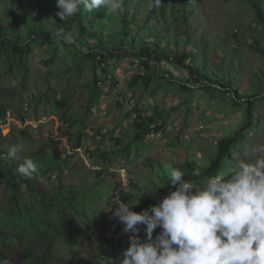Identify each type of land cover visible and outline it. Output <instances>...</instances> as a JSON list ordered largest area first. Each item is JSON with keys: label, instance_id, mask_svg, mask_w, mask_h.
I'll return each mask as SVG.
<instances>
[{"label": "rangeland", "instance_id": "1", "mask_svg": "<svg viewBox=\"0 0 264 264\" xmlns=\"http://www.w3.org/2000/svg\"><path fill=\"white\" fill-rule=\"evenodd\" d=\"M128 1L130 12L134 11L138 16L132 21L135 27L130 25L127 37L134 38L136 44L142 43V40L149 38L147 28L153 27L161 34L162 42L169 39V33L162 30L161 25L165 22L158 16V7H153V12L148 6V0ZM194 1L196 7L199 5L201 9V17L205 24H195L192 35L199 38L204 34L205 41L211 44L210 48L209 45L207 47V55L219 56L213 61L208 57L206 70L210 69L211 64L219 66L212 72L213 75L219 80H225L227 76L231 77V80L233 78L232 82L240 94L254 92L256 82L264 88V33L254 23V12L246 0ZM169 2L161 0L160 6L164 5L168 10ZM8 8L9 5H6V9ZM165 13L170 14L169 11ZM49 16L51 17L50 14H46L42 18ZM110 16L106 14L103 16L104 19L107 18L108 27L97 30L95 35L89 34L93 43H100L99 39L105 43L108 40L106 36L117 30L118 27L108 24ZM178 16L179 14H176L175 19ZM204 26L205 32L202 31ZM93 30L89 26L87 32ZM168 45L172 47V44ZM123 48L130 54L134 53L128 42L125 44L124 41ZM177 50L192 51L196 58L202 56L189 43L180 45ZM33 51L23 92H20L21 86L18 85L15 74H2L8 65L0 64V102L10 106L11 115L10 120L4 125L0 124V133L3 135L12 133L15 139L12 147L22 149L18 152L23 160L29 159L26 153L44 145L45 152H51L52 147L46 145L48 138L59 142L62 148L59 167L64 168L61 182L66 186L79 188L77 192L79 196L94 192L101 186L108 188L101 197L94 198V203L110 223V229L106 234L120 243L117 250L122 255L119 261L121 264L124 252L130 246V237L138 235L144 239L146 233L143 225H137L140 231L136 234L123 232V227L116 229L121 224L118 219L112 218V212L118 207L114 203L116 199L119 197L122 202L138 204L142 199L140 195L151 192L147 191L151 190L149 182L160 178L156 169L159 162L171 160L174 164L186 166L198 164L200 158L208 160L214 156L217 140L225 134H230L229 131L238 125L244 116L245 105L243 103L234 105L229 92L205 91L198 82L187 78L189 74L186 67L176 66L172 61L163 65L162 69L169 66L170 73H173L175 78L189 81L188 86L192 91H183L178 82L168 81L167 75L163 72L159 74L161 77L153 75L150 85L146 88L142 83L134 84L133 76L138 72L146 73L147 70L122 54L106 64L105 70L109 79L103 78L102 64L96 67L97 86L102 92L89 103L90 110L87 111V99L93 87L91 64L76 67L71 63L72 69L66 70V65H69L71 60V55L67 53L65 57L58 56L59 61L47 67L43 66L41 61L45 60L48 54L38 48H34ZM220 51L223 52L221 55ZM23 71L22 68L19 74ZM115 80L117 84L112 83ZM48 86L53 92L47 90ZM60 98H69V104L64 111L60 109L59 113H53L52 103ZM136 102L142 114L152 113V110L157 108L161 112L157 121L162 126L158 131L146 133L138 144L132 143L127 153L123 148L134 136L135 114L132 108ZM251 109L253 125L247 130L246 139L236 143L232 148L224 171L236 165L246 147L257 142L264 143V99L254 103ZM22 114L25 116L23 121L18 117ZM66 118L77 123L69 128L70 123L65 120ZM82 119L84 120L80 123ZM23 129L28 133L26 136L20 132ZM69 129L74 135L73 140L80 136V132L82 133L81 141L85 148L71 149L72 142L64 135ZM114 137L120 139L119 145L114 143ZM88 151L91 153L90 156H87ZM103 151H109V156L113 159L112 164L103 162L100 155ZM104 164L108 171L99 177L95 171ZM56 174L57 171H51L43 177L47 188L57 182ZM3 190L4 187L1 185L0 198L5 196ZM111 203H113L111 210L105 211ZM34 206L39 208L37 204ZM159 232V228L155 229L154 236ZM78 243L80 247L61 246L59 254L68 255L73 261L78 257L88 260L100 249L99 243L91 239Z\"/></svg>", "mask_w": 264, "mask_h": 264}, {"label": "trees", "instance_id": "2", "mask_svg": "<svg viewBox=\"0 0 264 264\" xmlns=\"http://www.w3.org/2000/svg\"><path fill=\"white\" fill-rule=\"evenodd\" d=\"M168 1H170L167 5L169 6L168 10L164 5L159 6L157 10L158 16L165 22L164 25L163 23L161 25L162 30L169 33V39L162 42L163 38H160L161 34L158 30L148 27L149 38L136 44L134 38L126 36L130 25L135 27V23L132 21L136 20L138 16L134 11L130 12L128 0H123V8L118 16L109 17L108 24H113L118 28L114 33L106 36L108 40L105 43L101 39H99L100 43H93L89 37V34L95 35L96 31L102 27H108L106 25L107 18H103V16L105 17L103 9L89 13L81 6L80 12L70 18L71 20H62L56 16V12L59 11L56 7V0H0V64L8 65L7 70L2 74H15L17 83L21 86L20 92H23L26 88L27 72L34 48L48 54V57L41 61L43 66H52L59 61L58 56L65 57L67 53L71 55V60L69 65H66V70L72 69L71 63H74L76 67H81V64L88 66L86 63H90L93 87L90 89L87 99V111L90 110L89 103L99 97L102 92L97 86L96 67L102 64L103 78L109 79L105 70L106 64L122 54L147 70L142 74L138 72L132 78L134 84L142 83L145 88L150 85L153 75L163 72L167 75L168 81L175 80L183 91H192L188 86L189 81H180L175 78V75L170 73L169 66L162 69L163 65L172 61V64L176 66L186 67L189 74L187 78L198 82L205 91L229 92L230 100L234 105L239 103L245 105L244 116L238 125L229 131L230 134H225L217 140L215 155L208 160L200 158L198 164H187L186 166L174 164L171 160L165 161L182 170L185 173L184 179L197 182L225 170V163L232 148L236 143L246 139L247 130L253 125L251 108L254 103L264 99V88H261L256 82L254 92L240 94L232 82L233 78L231 80V77L227 76L226 81L216 79L212 72H215L219 66L211 64L210 69L206 70L209 57L206 51L209 44L205 41L204 34L199 38L192 35L195 24H205L199 5L196 7L194 0H166V3ZM246 2L254 12V23L264 33V0H246ZM6 5H9L8 9H6ZM151 11L154 12L153 7ZM166 11H169L170 14H166ZM46 14H50L51 17L42 18ZM176 14H179L177 19H175ZM114 21L117 23H113ZM193 24L194 27H192ZM89 26L94 30L87 32ZM60 30L70 34L73 41L71 43L61 41L58 44L56 33ZM202 31L205 32V26ZM124 41L125 44L128 42V45L133 47L134 53L130 54L126 48H123ZM168 43L172 44L171 48ZM186 43L193 45V48H196L202 56L196 58V54L192 51L179 52L177 50L180 45ZM210 46L211 44L209 48ZM60 47L64 49L62 53ZM219 53L221 55L223 52ZM217 57L219 56L215 54L209 59L213 61ZM22 68L24 71L19 74ZM159 76L161 77V75ZM116 82V80L112 81L113 84H117ZM47 90L53 92L50 86ZM68 104L69 98L54 100L52 112L59 113L60 109L63 110ZM9 107L0 102V119L5 116L7 111H10ZM14 109L16 110V108ZM132 111L135 114L134 136L132 141L123 148V151L127 153H129L132 143L138 144L146 133L158 131L162 126L157 121L161 115L157 108H154L152 113L144 112L142 114V110L140 111L138 102H136ZM18 117L21 121L25 118L24 114ZM65 120L70 123L69 128L77 123V121L67 118ZM81 129L83 128L81 127ZM20 132L24 136L28 134L26 129ZM64 135L72 142V150L85 148L81 141V132L80 136L78 135L79 137L74 140L70 129ZM113 141L120 144V139L116 137L113 138ZM14 144L15 139L12 133L7 135L0 133V186L4 187L5 193V196L0 198V264H120L122 255L117 250L120 243L106 234L110 229V223L102 216L94 203V198L101 197L104 190L108 188L101 186L94 192L79 196L77 193L79 188L63 184L61 174L64 168L59 167L62 148L59 146V142L51 137L48 138L46 144L52 147L51 152H45L44 145L26 153L28 158L36 162L40 168L38 174H34L32 178H24L18 174L17 168L25 160L20 158L18 151L15 157L9 156ZM90 154L88 151L87 156ZM100 155L105 164H112L113 159L109 156V151H103ZM148 163L151 162L148 161ZM105 164L95 171L97 176L101 177L108 171ZM156 169L160 178L149 182L152 191L140 195L142 199L138 204L132 206L133 211L142 212L146 209L150 211L153 205L159 203L170 191L174 190L170 182L167 181L168 177L162 167V162L158 163ZM194 170H199L201 177H193ZM51 171H57V182L47 188L42 179ZM25 200H27L26 203ZM35 204L39 205V208H35ZM121 227H123L122 224L116 229ZM89 239L99 243L100 246L92 258L86 260L78 257L73 261L68 255L59 254L61 246L80 247L78 241L84 243Z\"/></svg>", "mask_w": 264, "mask_h": 264}, {"label": "clouds", "instance_id": "3", "mask_svg": "<svg viewBox=\"0 0 264 264\" xmlns=\"http://www.w3.org/2000/svg\"><path fill=\"white\" fill-rule=\"evenodd\" d=\"M160 3L148 0L149 8ZM81 6L89 13L103 9L118 16L123 0H56V16L69 20ZM56 36L58 44L73 41L62 30ZM19 150L12 148L9 156ZM162 167L174 190L150 211H133V204L119 197L114 202L118 207L112 218L123 225V232L139 233L137 225H143L146 233L144 239L130 237L121 264H264V143L249 145L234 167L197 182L184 179L185 173L170 163L162 162ZM39 168L25 159L17 172L32 178ZM192 176L199 178L201 172L194 170ZM157 228L160 232L153 236Z\"/></svg>", "mask_w": 264, "mask_h": 264}, {"label": "built area", "instance_id": "4", "mask_svg": "<svg viewBox=\"0 0 264 264\" xmlns=\"http://www.w3.org/2000/svg\"><path fill=\"white\" fill-rule=\"evenodd\" d=\"M10 117H11L10 112L7 111V113L5 114V116L0 119L1 126L4 125L7 120H10Z\"/></svg>", "mask_w": 264, "mask_h": 264}]
</instances>
